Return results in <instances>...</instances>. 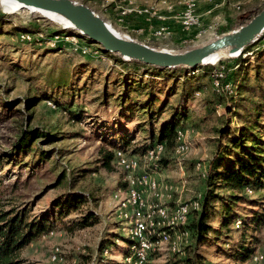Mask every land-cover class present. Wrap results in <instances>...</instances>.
<instances>
[{
	"label": "rangeland",
	"instance_id": "obj_1",
	"mask_svg": "<svg viewBox=\"0 0 264 264\" xmlns=\"http://www.w3.org/2000/svg\"><path fill=\"white\" fill-rule=\"evenodd\" d=\"M72 1L92 8L121 33L153 47L175 51L202 46L239 29L264 9V0H221L224 8L216 9L206 25L202 23L196 28L193 40L174 46L169 42L172 38H154L152 26L151 34H147L127 24L133 18L119 20L134 16L147 18L144 22L154 21L155 10L157 17H164L165 11L176 13L179 9L198 8L201 0ZM176 16L181 22V15ZM199 33L202 35L198 36ZM77 34L82 36L26 9L7 13L0 6V212L13 217L28 209L29 221L47 216L56 225L52 232L23 249L20 256L23 264H136L139 251L134 250L128 259L124 255L127 251L125 240L134 236L136 221L144 224L153 221L155 232L159 234L158 228L164 231L168 227L154 214L157 206L172 212L182 204L199 201L191 210H200V192L207 188L209 160L217 147L209 146L208 142H212L209 138L216 135L214 129L223 122L208 104L213 98V80L218 85L215 76L223 75L216 70L212 81L199 76L197 80L174 86L176 91L184 93L181 106H187L188 112L186 118H180L176 124L179 135L176 134L173 146L166 153L164 144L154 146L157 156L152 158L150 154L142 158L131 151L128 155L119 152L117 160L105 167L103 162L112 150L110 144L117 142L122 132L135 139L130 149L146 141L148 135L144 137L141 125H137L141 122L138 119L146 115L143 109L137 111L136 108L151 97L155 109L149 110L151 119L147 123L154 122L153 133H160L163 121L170 117L175 98H169L166 112H161L166 96H159L160 89L153 86L165 91L173 84L152 77H130L127 84L130 90L125 95L126 87L118 89L117 84H126L129 75L121 70L127 72L128 69L120 67V70L110 59L91 58L99 45L88 46L86 37L79 38ZM256 47L260 49L255 59H250V53V58L245 56L247 59L243 62L241 72L246 75L245 84L255 83L258 67L262 68L260 74L264 78V57L261 58L264 48L262 44ZM235 59L224 58L212 66L218 67L226 60L234 64ZM222 68L224 73L223 64ZM203 82L206 87H202ZM197 90L201 94L196 96ZM261 112L259 123L264 124V108ZM74 116L80 119L72 121ZM26 130H38L41 137L31 149L22 150L17 145ZM177 143L178 146L185 144L187 149L178 153ZM163 157L166 161L159 164ZM131 187L140 192L141 201L129 203ZM217 193L226 197L225 203L233 195L220 187ZM242 195L248 197V202L239 203L236 212L244 218L250 214L262 218L264 192L244 190ZM76 196H82L87 202L76 204L73 200ZM224 208L222 202L216 205L218 217L211 222L218 233L211 235L208 243L200 246L197 252L193 247V252L188 251L189 256L190 253L194 259L198 256L196 259H202L203 264H264V225L245 229L238 222L223 228ZM93 211L99 220L81 228L79 222ZM252 216L248 220L251 221ZM190 219L191 216L185 225L166 230L170 240L152 247L149 264H175L186 257L187 253L181 252L191 245L190 234L182 236L180 231L187 229ZM102 248L108 250L102 253ZM246 249L251 250L248 260L233 257L237 250L244 253Z\"/></svg>",
	"mask_w": 264,
	"mask_h": 264
},
{
	"label": "trees",
	"instance_id": "obj_2",
	"mask_svg": "<svg viewBox=\"0 0 264 264\" xmlns=\"http://www.w3.org/2000/svg\"><path fill=\"white\" fill-rule=\"evenodd\" d=\"M23 33L26 34L27 32L23 31ZM66 34H68V36H72L69 32H66ZM76 37L81 38L82 36L78 35ZM82 38L84 39V37ZM85 41L88 46L94 44L86 38ZM263 43L264 35L258 42H256L255 45L249 46L244 51L242 56L235 59L233 61L234 64H228L226 61L229 60H226L225 62H220L218 67L207 65L193 69H161L136 61H126L119 55L104 51L100 46L97 47L96 54L93 52V55L95 56L91 57L95 59H110L116 62V67L118 66V68L124 67L128 69V71L125 72L124 70H121L122 68H120L123 73L127 76L129 75L128 77L126 76V84H122L120 82L117 84L118 89H123V86L126 87L125 95L130 90L127 85L130 82L128 81L130 77H134V79L139 77H152V79L160 81L168 80L173 84L172 87H169V89L165 91H163V88L153 86L157 90L160 89L158 90V93L156 91L159 96L161 94H163V97L166 96V100L163 102V110L161 112H166V106L169 102V98H175V102L172 105L173 107L170 108V120L169 118H166L163 121V125L160 127V133L157 135L154 134L152 130L154 129L155 123H147V121L151 119L149 110L151 109L150 111L153 112L155 109V104L151 103L152 97L146 104L140 105L139 109L136 108L137 111L143 109L144 114L146 116H150L148 118L144 116L143 119H138V121L141 122H137L138 126L141 125L139 128H142L141 133L144 137L148 135V137L145 138L146 141L144 144L136 146L134 149H130L131 142L135 141V139L133 137L128 138V136H125L126 133L122 132L119 140L115 143L111 142L110 144L112 150L108 152L105 161L103 162L105 167H108L111 161L117 160V154L119 152L128 155V151H131L133 154L143 158L147 156L148 152L154 150L155 145L164 144L166 153L168 148L174 144V140L179 129L176 124L180 121V118L185 119L188 112L186 109L187 106L186 108L181 106L183 97L185 96L184 93L176 91L174 86L177 83H186L188 81L197 80L199 76L202 77V80L207 78H210L211 80V76L214 75L216 70H219L223 75L222 77L215 76L216 81H218V85H215L213 80V84L216 88L214 87L212 89L213 98L208 104V107L210 108L212 105L217 117L222 119L224 123L222 122L220 127L215 128L214 131L216 135L209 138L212 141L208 142L209 146L216 145L217 147L213 150L209 160V171L208 177L206 178L207 188L203 192H200L202 194L200 210L191 211V219L186 227L187 229L184 228L180 231V233L188 232L190 234L189 239L191 245L187 246L184 252L180 251L181 253H184V255L187 253V255L186 257L184 256L183 258H180L178 262H175V264H203L202 259L197 260L196 258L198 256L194 259L191 257V253L189 256L188 251L193 252L192 249L194 247V252H197L200 246H204L208 243L211 235L218 233L219 230L214 228L211 222L215 221L218 217V209H216V205L221 202L225 205V215L222 217L223 228H228L238 222H240L238 225H244L245 229L250 226L259 227L264 225V214L262 215V218L260 216L253 217L251 214L244 218V216L236 212V206L240 205L239 203L248 202V197L246 195L250 196V194L246 193V195H242L244 190L248 192L252 191V193L264 192V124L259 123V118H261L262 113L261 111L264 108V78L261 77L260 74L262 68L258 67L255 69V83L248 82L249 84H245L244 78L246 75L241 72L242 66H244L243 62L247 59L245 56L250 58L249 54L252 53L250 59H255L258 54L257 52L260 49L256 46L262 44V48H264ZM262 57H264V53L261 58ZM222 64L225 68L224 80H222L224 78ZM245 65H248V61L245 62ZM132 69L133 71H131ZM106 80L109 85L110 81H108V79ZM221 80L222 84L220 86ZM206 85L207 84L203 82L202 87H206ZM227 85L230 86L227 87ZM200 94L201 91L199 90L195 93L196 96ZM157 99L158 98H156V103L158 101ZM49 101L54 102V100ZM60 106L61 105L57 104V107ZM63 110H65V112H69L66 109ZM136 115H139L138 112ZM76 119L80 118H78V116H74L72 121H75ZM148 128H150V130H147ZM39 135L38 130L24 131L19 139L17 148L22 150L31 149L33 144L38 141L39 137H41ZM177 135H179V133ZM176 148H178V143ZM233 155L234 157L232 158ZM43 157L48 159V156L45 154H43ZM227 159H229V161H227ZM165 161L166 158L163 157L159 164H163ZM61 178H63V174L60 176V179ZM218 187L226 191L228 190V192H232L233 195L228 197V203H225L224 201L226 199L225 196H220L217 193ZM82 199V196H76L73 198V200L77 201L76 204H83L84 202H87V200ZM29 214L30 211L28 209H24L20 212V215L18 213L13 217H10L6 214V212H0V264H23L24 261L20 260L23 249L29 246V244L33 241L49 234L56 227L54 221L47 216L42 218L40 217L38 219L33 218L32 221H29ZM251 216L252 220L250 221L248 219H251L249 218ZM95 220H99V216L94 211L89 212L79 222V226H81V228L89 227L95 222ZM91 221H93L92 224H90ZM167 229L168 228H165V230ZM162 231L163 229L160 230V228H158V232ZM157 240V236L154 235L150 238L151 243H155ZM125 242L127 243V251L124 255L128 256V259L130 258V254H132L137 247L138 241L136 237L132 235L131 239L128 237V240H125ZM105 250L108 249L102 248L101 252L104 253ZM241 252V250H237L233 257H236L241 261L248 260L251 250L246 249L244 250V253ZM147 264L149 263L147 262Z\"/></svg>",
	"mask_w": 264,
	"mask_h": 264
},
{
	"label": "water",
	"instance_id": "obj_3",
	"mask_svg": "<svg viewBox=\"0 0 264 264\" xmlns=\"http://www.w3.org/2000/svg\"><path fill=\"white\" fill-rule=\"evenodd\" d=\"M24 7L52 13L68 26L104 51L117 54L126 61H136L161 69L198 68L212 65L208 60L218 55L238 58L264 35V9L247 24L199 47L184 51L156 48L114 29L92 8L72 0H8Z\"/></svg>",
	"mask_w": 264,
	"mask_h": 264
},
{
	"label": "bare ground",
	"instance_id": "obj_4",
	"mask_svg": "<svg viewBox=\"0 0 264 264\" xmlns=\"http://www.w3.org/2000/svg\"><path fill=\"white\" fill-rule=\"evenodd\" d=\"M0 6L4 9V11H6L7 13H16L19 12L23 9H25L24 7H22L21 5H19L16 2L13 1H8V0H0ZM26 10H28L31 14H38L40 16H43L45 18H48L49 20L62 24L63 26H68V23L61 18L58 15L52 14V13H48V12H44L41 10H37V9H32V8H27ZM226 56L225 55H218L215 58H211L210 60H208L209 64L215 65L217 64L219 61H221L222 59H224ZM162 145V144H160ZM187 149V146H185V144H180V146H178L177 148V152L181 153L184 152ZM164 147L160 148V151H163ZM157 152L155 149L148 152V154H150L151 158L152 157H156L157 154L155 153ZM160 153V152H159ZM147 154V155H148ZM127 168H129V166H127ZM128 195H129V203L130 202H138L142 200V196L140 194V192L134 188L131 187L128 190ZM199 204V201H194L190 204H182L181 206L176 207L172 212H170L167 208L165 207H156L154 211V214L156 215L157 218L164 220L165 221V225L168 228H171L172 230L177 228L178 226H182L188 223L189 218H190V213L191 211V207L192 206H196ZM136 226H135V231H134V237H136L137 241H138V245L135 248L136 251H139V254L137 255L136 259V264H146L148 262V255L149 252H151L152 247L158 245L159 243L166 242L170 240V234L168 231L164 230L159 234H156L155 232V224L153 221H147L146 224L144 223H140L139 221L135 222ZM157 236L158 240L155 243H151L150 242V238L151 236ZM182 236H188L189 233L185 232V233H181Z\"/></svg>",
	"mask_w": 264,
	"mask_h": 264
},
{
	"label": "crops",
	"instance_id": "obj_5",
	"mask_svg": "<svg viewBox=\"0 0 264 264\" xmlns=\"http://www.w3.org/2000/svg\"><path fill=\"white\" fill-rule=\"evenodd\" d=\"M217 1H219V3H215L214 0H204V1L201 0L199 7H198V14L200 15L202 19L203 25H206L205 23L209 22L210 14H212L216 9L224 8L225 3L221 2V0H217ZM176 15L177 13L175 12L174 14H169V20L167 22L173 31V34L171 37L172 39L169 42L171 45H174V46L193 40L194 38L193 35H195V33H197V30H198V29H193L190 32L185 31L182 28L180 22L178 21V18ZM142 18L147 19L145 17H142ZM144 19L133 18L132 20H128L127 24L129 25L132 24L133 25L132 27L134 30H137V29L145 30L147 34H151V31H152L151 25L147 22H144L143 21ZM139 25L141 26L138 27Z\"/></svg>",
	"mask_w": 264,
	"mask_h": 264
},
{
	"label": "built area",
	"instance_id": "obj_6",
	"mask_svg": "<svg viewBox=\"0 0 264 264\" xmlns=\"http://www.w3.org/2000/svg\"><path fill=\"white\" fill-rule=\"evenodd\" d=\"M118 9H120V7H118ZM154 12H155V20L146 21L152 26V28H154V32H153L154 38H156L157 40L170 39L172 37L173 31L167 22L169 20V14H174V13L164 12V17H157V10H155ZM176 13L177 15H181L180 24L185 31L190 32L191 30L202 26V19L198 14V8L179 9V11ZM129 18H134V16L125 17L124 19H120L119 21L124 22L126 19ZM201 35H202L201 33L198 34V36ZM119 157H121L120 154Z\"/></svg>",
	"mask_w": 264,
	"mask_h": 264
}]
</instances>
